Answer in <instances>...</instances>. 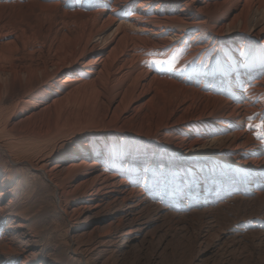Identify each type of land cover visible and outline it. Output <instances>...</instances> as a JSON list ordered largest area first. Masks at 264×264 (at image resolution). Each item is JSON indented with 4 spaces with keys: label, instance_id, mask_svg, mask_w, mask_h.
Masks as SVG:
<instances>
[{
    "label": "bare ground",
    "instance_id": "obj_1",
    "mask_svg": "<svg viewBox=\"0 0 264 264\" xmlns=\"http://www.w3.org/2000/svg\"><path fill=\"white\" fill-rule=\"evenodd\" d=\"M260 1L0 0V42L11 37L0 43V100L49 98L42 111L70 100L59 128L97 108L102 120L121 115L160 138L134 146L116 128L98 139L78 140L74 132L36 161L0 143V264H54L62 257L36 248L30 210L48 206L46 193L75 222L109 213L98 219L108 230L79 245L91 264L105 263L92 260L96 253L124 254L130 241L144 248L157 240L159 248L173 223L182 226L195 212L211 218L230 205L228 197L259 204L264 215V128L249 123L257 115L256 128L264 114V20L249 21ZM25 9L61 24L35 35L13 19ZM60 26L67 43L52 57L50 46L37 48L35 41L51 42ZM31 43L37 49L28 53ZM5 48L21 49L24 59L8 57ZM36 52L45 56L36 61ZM10 58L14 63L4 67ZM166 88L173 98L162 105ZM21 164L43 185L29 184L15 168ZM212 230L199 226L196 238ZM257 239L264 243V234Z\"/></svg>",
    "mask_w": 264,
    "mask_h": 264
},
{
    "label": "rangeland",
    "instance_id": "obj_2",
    "mask_svg": "<svg viewBox=\"0 0 264 264\" xmlns=\"http://www.w3.org/2000/svg\"><path fill=\"white\" fill-rule=\"evenodd\" d=\"M13 19L20 23L21 28L31 31L35 35H38L43 27L55 29L56 23L54 18L48 17L36 9L17 11L14 13ZM263 20L264 0L257 2L249 14V21L253 24H260ZM56 24L60 25L61 23ZM69 27L77 28L78 24L69 23ZM58 29L60 30L58 36L51 42L43 44L40 39L35 41L37 48L41 45H46L44 48L50 46L48 49L50 48L52 57L56 56L67 43L62 38L65 27L60 26ZM8 38L2 39L0 43L8 45L7 42L11 41V37ZM35 45L31 43L28 46V53H31L34 48V50L37 49ZM31 46L34 48L31 49ZM5 51L8 57L23 58L21 49L5 48ZM24 53L26 54V52ZM37 53L32 57L34 60L40 61L45 54L38 56ZM30 59L32 58L26 57V60ZM10 60L12 58L6 60L3 66L9 68L14 63L9 64ZM145 98L149 99V97ZM172 98L173 92L166 88V92L159 93L158 102L161 104L164 102L162 105L169 104ZM48 100L49 98L45 99L43 96L31 104L20 103L18 96L13 99L3 97L0 100V143L7 146L13 155L22 157L24 160L36 161L45 153L54 150L63 139L69 138V135L74 132L77 134L78 140L84 136L89 139H98L100 132L106 128L122 130L131 139L134 146L140 144V138L151 137L152 139L149 140H160L158 135H152L145 131L140 126V122L126 123L121 115L113 120L100 119L97 108L84 116H79L75 126L59 128L57 122L60 115L73 108L72 102L68 100L42 111L48 106ZM31 114H35V116L29 117ZM255 117L257 115L249 121L252 130L259 131L261 128L263 130L264 114L256 128L253 127L254 124L252 125L255 122ZM15 168L20 175L28 179L29 184H34L37 187L43 185L42 178L31 177L33 173L27 165L21 164ZM165 189L167 188L165 187ZM187 189L188 187L185 190ZM240 198V195L226 198L224 203L230 205L213 210L211 218L200 216L201 212H195L185 217V223L182 225L186 227L185 229H181L182 226L173 223L171 228L166 229L169 233L164 237L165 240L159 248L157 240L152 247L144 248H141L138 241H130L122 246L124 254L116 255V253L104 251L94 254L92 260L105 262L104 264H149L150 260L154 261V264H264V243L258 242L257 239L261 234H264V215H259V210H261L258 208L259 204L247 205ZM46 199L48 206L45 209L30 210L32 215L34 214L32 222L34 223L33 228L35 227L36 248L42 249L44 255L50 256L52 259L61 254L62 257L54 264H89V262L91 264L88 256L85 257L84 254L82 258L83 249H80L79 245L86 248V245H89V240L94 239L93 242H95L100 234L102 235L108 230L107 222L104 224L98 219H106L109 213L104 212L98 219L75 222L57 207L52 194L46 193ZM42 202L41 200L38 204L40 205ZM209 225L213 226L210 236L205 240H202L201 236L196 238L198 227ZM237 234H241L242 237L238 238ZM122 243V240L117 242L118 246Z\"/></svg>",
    "mask_w": 264,
    "mask_h": 264
}]
</instances>
